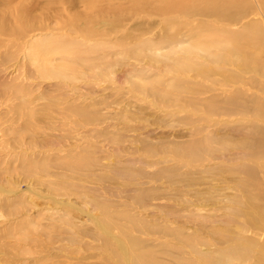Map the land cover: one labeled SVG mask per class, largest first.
<instances>
[{
    "label": "rangeland",
    "instance_id": "obj_1",
    "mask_svg": "<svg viewBox=\"0 0 264 264\" xmlns=\"http://www.w3.org/2000/svg\"><path fill=\"white\" fill-rule=\"evenodd\" d=\"M134 18L113 30L91 22L109 35L81 39V61L72 42L52 61L29 53L53 34H0V264H133L129 236L158 264H202L199 251L232 262L229 249L264 264V72H178L188 41L161 39L182 31ZM117 37L163 45L133 56L103 46Z\"/></svg>",
    "mask_w": 264,
    "mask_h": 264
},
{
    "label": "bare ground",
    "instance_id": "obj_2",
    "mask_svg": "<svg viewBox=\"0 0 264 264\" xmlns=\"http://www.w3.org/2000/svg\"><path fill=\"white\" fill-rule=\"evenodd\" d=\"M2 4L6 6L0 8L1 35L12 37L15 41L17 39L27 40L28 37L32 36V32L55 35L54 38L47 40H33L34 42L29 47L31 49L29 53H32L31 55L38 60L41 56H51L49 59L52 61L55 46L61 47V45L68 43V46L72 47L71 44L76 43V48L74 46L72 48L74 54L71 52V48H69L71 51L66 53L70 54L71 52L72 54L69 56L73 55L72 57L81 61L78 49L81 44H85L81 39L93 40L94 42V40L99 41L103 35H109L108 32H105L99 36L100 32H94V20H96L95 23L99 21L95 27L98 26L99 28L100 26L102 28L101 24L107 23V25L112 24V27L110 25L109 27L110 30H113L125 27L132 17H135L134 19H149L156 16L164 17L166 26H172V30L182 31L179 35L181 38L177 37V33L167 34L164 39H161L162 42L178 46L181 44L182 46L188 41V48L183 45L180 55L175 57L176 60H181L182 64L178 62L172 66L178 72L195 71L199 76H207L208 72H217V70L211 69L209 63L222 66L229 63H243L242 65L252 70L264 72V60H262L264 54V0H32L30 2L27 0H6V2L0 0V5ZM37 10H41V14H37ZM91 22L93 23L92 30L89 29ZM93 35L98 36L92 39ZM107 40L106 43L104 42L105 45H101L104 47H108L109 44L112 47L125 45L119 38L116 41ZM161 41H144L141 45L139 43V47L136 45V48L123 47V52L132 55L134 51L139 52L138 48L141 50L151 49L152 43L163 45ZM156 47L159 48L160 45ZM90 51L92 49H86L87 53ZM199 57L203 58V61H198V66H200L198 69L195 65H187V63L192 64V59ZM45 58L44 63L47 62L48 57ZM88 59L82 58V61L85 60L87 64H93L94 59L93 61ZM97 59L99 60V58ZM174 69L173 71H176ZM46 72L49 73L48 75L55 76L56 71L47 70ZM255 109L257 116H264L262 106H257ZM213 110L215 111L216 108ZM229 111L231 113L230 109ZM263 141L264 133L262 140L257 139L256 142L259 145V142L262 143ZM246 142L251 144L254 141L248 139ZM86 161V159H82L76 164L80 166L82 162L85 164ZM262 166L264 168V162ZM245 172L247 176L253 177L254 175L253 171ZM247 183L248 181H244L243 185ZM127 220L129 225H133V227L137 225L131 219ZM124 226L128 229L127 224ZM127 242L131 252V255L129 253L126 257L127 263L158 264L156 259L148 258L143 251L136 249V246L138 247L137 238L129 236ZM184 245L190 246L188 242H185ZM195 253L196 256L200 254L202 264H214V262L216 264H248L245 257H240L231 249L226 253L232 262H225L223 256L215 255L213 252H205L207 255L200 251Z\"/></svg>",
    "mask_w": 264,
    "mask_h": 264
}]
</instances>
